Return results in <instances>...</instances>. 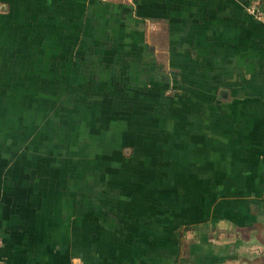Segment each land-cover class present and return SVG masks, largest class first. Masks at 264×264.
Masks as SVG:
<instances>
[{"label":"crops","instance_id":"crops-1","mask_svg":"<svg viewBox=\"0 0 264 264\" xmlns=\"http://www.w3.org/2000/svg\"><path fill=\"white\" fill-rule=\"evenodd\" d=\"M50 1L95 67L113 61L97 81L126 82L129 102L160 100V173L151 160L112 177L4 170L0 264H264L239 251L264 244V23L252 0Z\"/></svg>","mask_w":264,"mask_h":264},{"label":"rangeland","instance_id":"rangeland-1","mask_svg":"<svg viewBox=\"0 0 264 264\" xmlns=\"http://www.w3.org/2000/svg\"><path fill=\"white\" fill-rule=\"evenodd\" d=\"M50 5L0 0V173L112 177L143 160L160 170L162 120L150 118L160 100L143 102L142 92L129 102L135 89L126 82L97 81L113 61L93 67L88 42L76 41L63 10L50 18ZM6 157H16L13 167Z\"/></svg>","mask_w":264,"mask_h":264},{"label":"built area","instance_id":"built-area-1","mask_svg":"<svg viewBox=\"0 0 264 264\" xmlns=\"http://www.w3.org/2000/svg\"><path fill=\"white\" fill-rule=\"evenodd\" d=\"M246 11L264 23V7L258 0H252L246 5Z\"/></svg>","mask_w":264,"mask_h":264},{"label":"water","instance_id":"water-1","mask_svg":"<svg viewBox=\"0 0 264 264\" xmlns=\"http://www.w3.org/2000/svg\"><path fill=\"white\" fill-rule=\"evenodd\" d=\"M239 251L244 254H247L250 257L254 255H264V244L252 243L248 245L247 247H245L244 249L239 248Z\"/></svg>","mask_w":264,"mask_h":264},{"label":"trees","instance_id":"trees-1","mask_svg":"<svg viewBox=\"0 0 264 264\" xmlns=\"http://www.w3.org/2000/svg\"><path fill=\"white\" fill-rule=\"evenodd\" d=\"M96 65H94L93 67H95ZM99 74H103V73H99ZM94 76V75H93ZM95 76H96V74H95ZM97 78V77H96ZM93 79V78H92ZM6 159L7 160H9L10 161V165L8 164V166L9 167H13L14 166V164H15V160H16V157H11V159H9L8 157H6Z\"/></svg>","mask_w":264,"mask_h":264}]
</instances>
